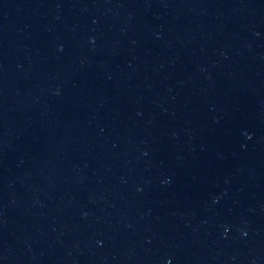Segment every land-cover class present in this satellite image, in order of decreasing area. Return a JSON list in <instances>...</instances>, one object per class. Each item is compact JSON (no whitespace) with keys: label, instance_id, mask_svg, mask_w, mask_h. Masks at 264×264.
I'll return each mask as SVG.
<instances>
[{"label":"water","instance_id":"water-1","mask_svg":"<svg viewBox=\"0 0 264 264\" xmlns=\"http://www.w3.org/2000/svg\"><path fill=\"white\" fill-rule=\"evenodd\" d=\"M0 264H264V0H0Z\"/></svg>","mask_w":264,"mask_h":264}]
</instances>
